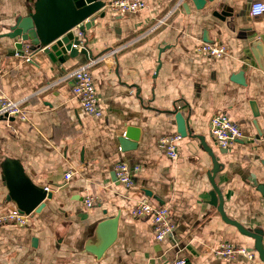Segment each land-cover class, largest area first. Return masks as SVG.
<instances>
[{
	"label": "crops",
	"instance_id": "0c3cea01",
	"mask_svg": "<svg viewBox=\"0 0 264 264\" xmlns=\"http://www.w3.org/2000/svg\"><path fill=\"white\" fill-rule=\"evenodd\" d=\"M259 1L264 0H216L199 11L191 0H146V9L136 14H95L96 25L86 36L90 60L103 57L92 69L103 110L95 119L82 110L73 95L75 82L66 78L83 65L84 56L59 68L44 54L14 55V44L4 35L18 17L36 12L38 0H0V90L22 101L27 118L0 120V212L17 208L8 201L3 180L8 160L18 161L34 185L53 194L29 226L0 227V264H169L179 259L264 264L255 252L253 261H224L210 252L222 242L251 251L255 242L226 224L209 204L213 164L201 142L182 138L176 160L159 149L162 138L179 135L170 113L177 108L192 133L205 137L226 165L216 182L228 217L264 230V198L247 179L254 174L264 184V137L258 135L250 107L251 101L257 104L264 133V71L247 68L244 51L246 31L264 34V15H249ZM222 3L233 8L231 28L213 15ZM171 12L165 26L149 33ZM206 42L227 46L228 56L197 55L194 49ZM113 50L118 53L109 55ZM243 69L242 86L232 78ZM218 113L228 114L244 133L227 155L219 153L211 136V120ZM128 126L138 128L141 137L137 149L122 152L118 138ZM120 162L133 171L131 189L116 177ZM69 171L73 176L66 180ZM88 197L96 199L92 209L84 204ZM143 198L170 209L177 228L168 241L155 240L150 220L132 217ZM114 220L117 238L98 257L94 252Z\"/></svg>",
	"mask_w": 264,
	"mask_h": 264
},
{
	"label": "water",
	"instance_id": "95a60500",
	"mask_svg": "<svg viewBox=\"0 0 264 264\" xmlns=\"http://www.w3.org/2000/svg\"><path fill=\"white\" fill-rule=\"evenodd\" d=\"M191 1L199 11L204 10L207 3H216V0ZM106 2L107 0H38L36 12L25 17H18L10 27L9 33L5 34L4 37L13 42L14 55L25 57L26 55L44 54L59 68L70 59L84 56L81 64H86L92 58V53L87 47V31L95 27L98 17L104 18L106 16L104 10ZM184 8L190 13L188 2L184 4ZM218 8V11L213 15L231 28L235 19L233 8L224 3L219 4ZM99 12H101L100 15L96 17L95 14ZM236 17L238 16L236 15ZM244 39L248 43L246 49H244L245 54L248 56L245 60L247 68L256 67L264 71V34L258 35L255 31L248 30ZM244 72L243 69L235 74L232 81L242 86L246 85L242 81ZM250 107L258 135L264 137V133L260 131L257 122L260 116L257 104L251 101ZM170 113L175 116L178 134L182 138L189 136L198 139L211 157L213 168L208 173L212 186L209 204L217 209L226 224L235 227L242 235L254 240L255 243L251 251L257 253L260 261L264 263V230L262 228L248 229L238 221L229 218L225 211V200L216 182L217 175L223 172L226 167L225 163H222L213 148L206 143L205 137L192 133L189 121L177 108ZM10 120L15 119L10 118ZM140 137L138 128L126 127L124 134L118 138L122 152L137 149ZM219 153L227 155L228 150L220 149ZM2 174L9 193L8 201L14 202L20 213L31 216L39 214L47 207V202L53 198V194L47 191L45 187H38L32 183L18 161H6L2 167ZM247 179L264 198V184L258 182L256 175L250 174ZM112 225V230L105 242L100 249L94 252L98 257L103 255L117 238V220L112 221Z\"/></svg>",
	"mask_w": 264,
	"mask_h": 264
},
{
	"label": "built area",
	"instance_id": "2783aa9c",
	"mask_svg": "<svg viewBox=\"0 0 264 264\" xmlns=\"http://www.w3.org/2000/svg\"><path fill=\"white\" fill-rule=\"evenodd\" d=\"M256 4H264V1L253 3L251 8ZM180 5L181 3H178L176 9L179 8ZM146 7V0H108L104 10L113 16L122 17L141 12L145 10ZM172 13L173 12L161 19L149 33L159 29L161 26H165ZM263 15L264 13H261L260 15L252 17L257 18ZM149 33L143 35L142 38ZM194 52L197 55L209 57L211 59H224L229 54L227 46L213 43H203L197 46ZM117 53V50H113L109 55L113 56ZM102 58L92 59L86 64L71 71L66 76L67 79H72L75 82L73 95L79 101L82 110L95 119L102 117L103 110L92 69ZM27 60H30V58L28 57ZM10 118L20 119L21 121L27 120L22 101L11 100L0 90V120H9ZM211 136L218 148L229 150L244 138V133L239 123L232 120L228 114L218 113L211 120ZM180 141H182L180 135L164 137L159 141V149L171 160H176L179 156L178 144ZM114 171L121 185L127 189H131L134 186L133 171L126 163H118L115 165ZM72 176L73 172L69 171L65 175V179L70 180ZM46 190L49 191L48 188H46ZM95 202L96 199L94 197H88L84 204L87 209H92L95 206ZM131 214L135 219L150 220L152 222L154 238L157 242L168 241L176 231L177 227L172 218L170 209L163 205H156L147 198L139 200L132 209ZM30 220L31 215L20 213L17 208L11 211L0 212V227L13 225L24 228L29 226L31 223ZM210 252L217 259L224 261H234L238 258L253 261L256 258L254 252L229 242H222L218 246L212 247ZM169 264H187V261L185 259H179L171 261Z\"/></svg>",
	"mask_w": 264,
	"mask_h": 264
},
{
	"label": "clouds",
	"instance_id": "9594fccd",
	"mask_svg": "<svg viewBox=\"0 0 264 264\" xmlns=\"http://www.w3.org/2000/svg\"><path fill=\"white\" fill-rule=\"evenodd\" d=\"M261 13H264V4H256L251 8L249 15L257 16Z\"/></svg>",
	"mask_w": 264,
	"mask_h": 264
}]
</instances>
